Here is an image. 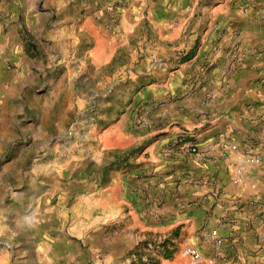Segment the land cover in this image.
<instances>
[{
  "label": "crops",
  "instance_id": "1",
  "mask_svg": "<svg viewBox=\"0 0 264 264\" xmlns=\"http://www.w3.org/2000/svg\"><path fill=\"white\" fill-rule=\"evenodd\" d=\"M34 33L84 85L108 211L140 222L147 181L152 230L181 228L205 264H264V0H0V80L26 83ZM154 55L165 67L149 72Z\"/></svg>",
  "mask_w": 264,
  "mask_h": 264
},
{
  "label": "rangeland",
  "instance_id": "2",
  "mask_svg": "<svg viewBox=\"0 0 264 264\" xmlns=\"http://www.w3.org/2000/svg\"><path fill=\"white\" fill-rule=\"evenodd\" d=\"M34 34L26 83L20 87L10 79L0 80V264L173 261L184 245L192 244H183L178 228V237L166 245L174 251L165 258L160 244L175 227L155 231L149 226L151 208L162 204L149 182L142 181L140 222H133L127 211H108L102 195L107 161L97 164L87 156L96 114L87 115L86 106L78 108L72 93L84 85L71 86L58 57L47 62L41 46L50 45L40 46ZM10 86L13 92L5 93ZM74 122L76 134L64 139ZM117 159L108 161L118 168L123 161ZM146 238L151 242L138 245Z\"/></svg>",
  "mask_w": 264,
  "mask_h": 264
},
{
  "label": "built area",
  "instance_id": "3",
  "mask_svg": "<svg viewBox=\"0 0 264 264\" xmlns=\"http://www.w3.org/2000/svg\"><path fill=\"white\" fill-rule=\"evenodd\" d=\"M180 55V52H179ZM165 67V59L161 56L154 55L152 56L147 64L146 68L149 72L156 71L159 69H164ZM96 108V103L92 101L89 105V112L94 113ZM76 134V122L72 123L70 128L66 131V134L64 136V139L72 138ZM183 141V140H182ZM181 142V141H180ZM187 150L190 153H197V150L195 146L192 144V142H186ZM243 161H250L252 163H259L258 157H247L244 158ZM214 246L216 248L220 247V242L217 240L214 242ZM180 257L184 259L183 264H205L206 263V257L201 253V251L198 249V247L194 245H184L183 248L180 251Z\"/></svg>",
  "mask_w": 264,
  "mask_h": 264
},
{
  "label": "trees",
  "instance_id": "4",
  "mask_svg": "<svg viewBox=\"0 0 264 264\" xmlns=\"http://www.w3.org/2000/svg\"><path fill=\"white\" fill-rule=\"evenodd\" d=\"M178 234H179V230H178V227H177V228H175V229L169 234V236L167 237V239H165V240L160 244V246H162L163 249H164V256H165V258H169V257L171 256L172 252L174 251V248L167 249V247H166L167 243H168L169 241L173 240V239H176V238L178 237ZM150 242H151V240L146 238V239L142 240L141 242H139L138 245L143 246V245H147V244L150 243ZM170 246H173V244L170 243ZM138 260H140V258H138ZM156 263H157V261H156L154 264H156ZM139 264H145V263H139Z\"/></svg>",
  "mask_w": 264,
  "mask_h": 264
}]
</instances>
